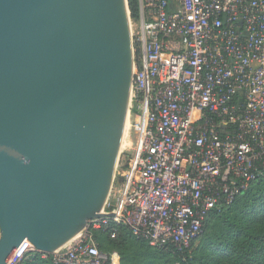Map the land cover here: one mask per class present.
I'll list each match as a JSON object with an SVG mask.
<instances>
[{"label":"built area","instance_id":"1","mask_svg":"<svg viewBox=\"0 0 264 264\" xmlns=\"http://www.w3.org/2000/svg\"><path fill=\"white\" fill-rule=\"evenodd\" d=\"M138 5L130 144L120 150L101 215L52 253L55 262L120 264L118 252L108 256L94 238L110 223L153 247L184 251L211 211L263 174L264 0ZM35 250L23 240L8 264Z\"/></svg>","mask_w":264,"mask_h":264},{"label":"water","instance_id":"2","mask_svg":"<svg viewBox=\"0 0 264 264\" xmlns=\"http://www.w3.org/2000/svg\"><path fill=\"white\" fill-rule=\"evenodd\" d=\"M128 0H0V264L101 215L131 100Z\"/></svg>","mask_w":264,"mask_h":264},{"label":"trees","instance_id":"3","mask_svg":"<svg viewBox=\"0 0 264 264\" xmlns=\"http://www.w3.org/2000/svg\"><path fill=\"white\" fill-rule=\"evenodd\" d=\"M128 3L132 18L138 19V0ZM135 55L139 65L137 48ZM94 238L108 256L118 252L120 264H264V167L263 174L241 190L233 203L211 211L198 238L184 251L153 247L127 226L115 223L96 230ZM21 264L67 263L35 250Z\"/></svg>","mask_w":264,"mask_h":264},{"label":"rangeland","instance_id":"4","mask_svg":"<svg viewBox=\"0 0 264 264\" xmlns=\"http://www.w3.org/2000/svg\"><path fill=\"white\" fill-rule=\"evenodd\" d=\"M130 16H131V13H130ZM131 22H132V24L130 25V29L132 30V35H133V39H134L135 33L138 32V24H137L138 22H137V19L132 18V16H131ZM135 57H136V55L134 53V59H135ZM127 140H128V144H130V140L128 139V137H127Z\"/></svg>","mask_w":264,"mask_h":264},{"label":"bare ground","instance_id":"5","mask_svg":"<svg viewBox=\"0 0 264 264\" xmlns=\"http://www.w3.org/2000/svg\"><path fill=\"white\" fill-rule=\"evenodd\" d=\"M127 135H128V118H127L126 127H125V133H124V137H123V141H122V145H121V149L120 150H122L123 148H126V146H127V143H128ZM103 206H102V209H103ZM102 209H101V211H102ZM117 263H118V260H116L115 264H117Z\"/></svg>","mask_w":264,"mask_h":264}]
</instances>
